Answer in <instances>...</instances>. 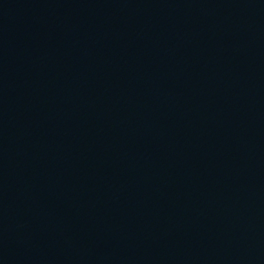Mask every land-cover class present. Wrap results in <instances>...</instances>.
Masks as SVG:
<instances>
[{
	"label": "water",
	"instance_id": "water-1",
	"mask_svg": "<svg viewBox=\"0 0 264 264\" xmlns=\"http://www.w3.org/2000/svg\"><path fill=\"white\" fill-rule=\"evenodd\" d=\"M0 264H264V0H0Z\"/></svg>",
	"mask_w": 264,
	"mask_h": 264
}]
</instances>
